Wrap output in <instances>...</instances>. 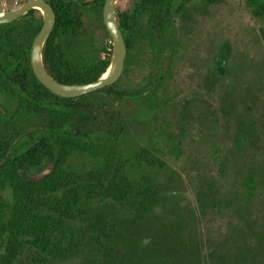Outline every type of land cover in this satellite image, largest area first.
Masks as SVG:
<instances>
[{
  "label": "trees",
  "instance_id": "obj_1",
  "mask_svg": "<svg viewBox=\"0 0 264 264\" xmlns=\"http://www.w3.org/2000/svg\"><path fill=\"white\" fill-rule=\"evenodd\" d=\"M45 1L56 14L43 49L48 73L64 84L101 78L113 52L103 21L106 0ZM216 1L133 0L131 10L116 18L127 49L123 77L78 98L53 94L34 74L31 51L43 26L40 11L0 25V264H264V229L248 231L252 223L245 216L246 232L230 231L215 242L200 228L205 209L250 206L254 180L247 178L234 199L219 201L220 191L202 186L187 201L170 189L177 174L166 151L136 138L143 118L167 109L161 95L172 75L167 64L178 43V22L188 19L182 15L190 5ZM246 6L262 25L264 43V0H246ZM161 7L169 15L156 21ZM222 50L232 53L226 43L216 59ZM136 67L142 81L123 85ZM131 100L140 105L137 118L126 110ZM260 143L264 129L262 137H242L230 154L257 152Z\"/></svg>",
  "mask_w": 264,
  "mask_h": 264
},
{
  "label": "rangeland",
  "instance_id": "obj_2",
  "mask_svg": "<svg viewBox=\"0 0 264 264\" xmlns=\"http://www.w3.org/2000/svg\"><path fill=\"white\" fill-rule=\"evenodd\" d=\"M28 1L0 0V11L18 9ZM131 2L118 0L116 7L126 10ZM188 11L190 20L179 21L177 52L170 67L172 75L167 81V91L161 95L167 101V109L149 120L143 118L145 122L136 129L139 135L136 138L140 145L154 144L166 151V162L177 174L173 184L176 188L170 189L186 196L187 201H194L202 186L220 191L219 201L234 199L242 195L241 186L247 178L255 181V197L245 211L235 207H225L221 213L205 209L200 217L201 232L215 242L230 231L246 232L243 216L252 223V230L248 231L264 229V144L260 143L257 152L239 157L232 156L229 150L237 149L244 136L262 137L264 43L259 36L262 25L251 16L246 0H217L210 7L193 4ZM226 43L232 53L222 50L216 59ZM217 70L224 77L217 76ZM141 81V73L137 71L122 84L136 86ZM139 106L131 100L125 107L137 118ZM163 131L169 133L170 143L165 142L160 133ZM217 151L222 153L218 158ZM158 180L162 186L168 181L163 174ZM81 262L75 259L62 264Z\"/></svg>",
  "mask_w": 264,
  "mask_h": 264
},
{
  "label": "water",
  "instance_id": "obj_3",
  "mask_svg": "<svg viewBox=\"0 0 264 264\" xmlns=\"http://www.w3.org/2000/svg\"><path fill=\"white\" fill-rule=\"evenodd\" d=\"M117 2L118 0H106L103 8V21L111 36L113 45L111 64L107 72L92 83L64 84L55 80L48 73L43 62V49L56 23V14L49 2L30 0L18 9L0 11V25L13 23L33 9L40 11L43 16V26L33 43L31 51V65L34 74L40 83L53 94L63 98H78L116 84L124 73L127 49L116 19ZM106 74L107 77L104 78Z\"/></svg>",
  "mask_w": 264,
  "mask_h": 264
},
{
  "label": "flooded vegetation",
  "instance_id": "obj_4",
  "mask_svg": "<svg viewBox=\"0 0 264 264\" xmlns=\"http://www.w3.org/2000/svg\"><path fill=\"white\" fill-rule=\"evenodd\" d=\"M132 4H133V0H132V2H131V6H130V8H129V9H126V10H119V9L116 7V10H115L116 18H117V16H118V14L121 15V16H123V14H125L126 11L131 10ZM188 8H189V7H188ZM188 8L185 10L184 14L182 15L184 19H185V18H188V19H186V20H190V18H191V14H190V12L188 11ZM156 10H157V14H159L158 16L155 17V20H156V21H158V20H163L162 18L167 17V16L169 15V9L166 8V7H161V8H158V9H156ZM186 20H185V21H186ZM182 21H183V20H182ZM178 27H179V22H178ZM178 30H179V29H178ZM177 35H178V32H177ZM177 45H178V43H177ZM172 52H173V54L170 56V57H171V58H170L171 61H170V63L167 64V67H168V68L171 67V65H172V61H173V58H174V56H175V54H176V52H177L176 47L172 50ZM126 57H127V56H126ZM214 62H215V59H214ZM125 64H126V59H125ZM140 70H141V67H136V68H135V72L140 71ZM123 74H124V73H123ZM122 77H123V75H122ZM122 77H121V78H122ZM121 78H120V79H121ZM123 90H124V92H128L127 90H129V88L123 86Z\"/></svg>",
  "mask_w": 264,
  "mask_h": 264
},
{
  "label": "bare ground",
  "instance_id": "obj_5",
  "mask_svg": "<svg viewBox=\"0 0 264 264\" xmlns=\"http://www.w3.org/2000/svg\"><path fill=\"white\" fill-rule=\"evenodd\" d=\"M107 77V74L104 76V78Z\"/></svg>",
  "mask_w": 264,
  "mask_h": 264
}]
</instances>
